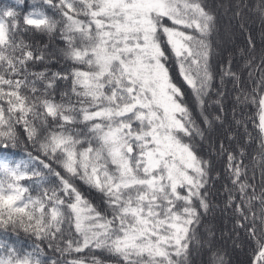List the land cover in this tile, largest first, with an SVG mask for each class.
Listing matches in <instances>:
<instances>
[{
    "label": "snow or ice",
    "instance_id": "6c2138e0",
    "mask_svg": "<svg viewBox=\"0 0 264 264\" xmlns=\"http://www.w3.org/2000/svg\"><path fill=\"white\" fill-rule=\"evenodd\" d=\"M245 10L264 23V0H0V264H231L240 233L264 264Z\"/></svg>",
    "mask_w": 264,
    "mask_h": 264
},
{
    "label": "trees",
    "instance_id": "16d2710c",
    "mask_svg": "<svg viewBox=\"0 0 264 264\" xmlns=\"http://www.w3.org/2000/svg\"><path fill=\"white\" fill-rule=\"evenodd\" d=\"M215 3H218L216 0H214ZM248 2V0H246ZM220 12H223V9L220 10ZM231 16V13L229 12L227 16L222 15L221 16V24L224 26H227L228 17ZM243 16L245 20L247 21V30L244 32H241L238 27H236V21H232V27L231 32L234 34L233 37V44L229 45L234 51L237 49H243L246 47V37L248 34L252 36L256 43V51L259 52L262 47H264V23L261 22V20L251 11L245 10L243 13ZM237 59L239 57L237 56ZM228 88H231V85H228ZM234 95V94H233ZM232 100L229 98L225 101V108L227 109V120L229 122H233L235 120L239 119H247V116L242 117L240 109L236 110L235 117H233L232 113ZM247 111V110H245ZM232 128L235 132L239 133L238 139H241V142H243V136H244V128L238 127L235 125V123H232ZM248 131L252 132L253 135H255V131L252 127V125L248 124ZM255 146V145H254ZM219 187V185H217ZM223 221V223H222ZM216 228L219 230L223 224H227V229H230L232 227L231 221L227 220L225 218L217 216V219L214 221ZM225 229V230H227ZM219 235V231L217 232ZM237 243L240 245L239 247H233L232 241H227V249L229 253V257L231 259V264H247L248 261V254H249V248L250 245L247 241H245L243 233H240V238L237 240Z\"/></svg>",
    "mask_w": 264,
    "mask_h": 264
},
{
    "label": "rangeland",
    "instance_id": "374dc122",
    "mask_svg": "<svg viewBox=\"0 0 264 264\" xmlns=\"http://www.w3.org/2000/svg\"><path fill=\"white\" fill-rule=\"evenodd\" d=\"M218 3L220 2V0H216ZM225 3H227V0H225ZM223 26H224V24H223Z\"/></svg>",
    "mask_w": 264,
    "mask_h": 264
}]
</instances>
